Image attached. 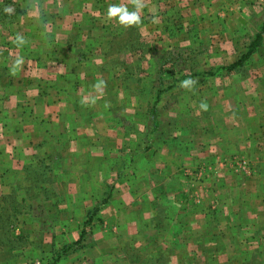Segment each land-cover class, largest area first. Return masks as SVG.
<instances>
[{
	"label": "rangeland",
	"instance_id": "374dc122",
	"mask_svg": "<svg viewBox=\"0 0 264 264\" xmlns=\"http://www.w3.org/2000/svg\"><path fill=\"white\" fill-rule=\"evenodd\" d=\"M136 2L0 0V35L27 41L24 57L51 55L53 67L56 57H75L69 68L76 86L85 76L91 92L74 98L84 105L72 116L120 121L123 149L133 141L122 153L129 158L122 177L149 192L136 199L138 226L121 231L119 222L109 223L119 197L113 175L96 190L99 204L67 205L62 198L56 205L51 183H65L67 175L52 174L50 158L45 170L35 159L24 168L16 145L8 151L1 145L0 264H264V40L244 66L206 72L246 53L264 22V0H140L141 22L133 26L106 15L110 4L134 10ZM72 21L92 31L79 30L68 48L70 30L52 34L47 26ZM34 34L41 46L32 43ZM190 45L201 49L199 59L174 60L175 49ZM2 65L0 71H15L10 59ZM186 79L195 82L191 88L181 87ZM40 184L47 188L40 191Z\"/></svg>",
	"mask_w": 264,
	"mask_h": 264
},
{
	"label": "crops",
	"instance_id": "0c3cea01",
	"mask_svg": "<svg viewBox=\"0 0 264 264\" xmlns=\"http://www.w3.org/2000/svg\"><path fill=\"white\" fill-rule=\"evenodd\" d=\"M82 13L84 12L80 11L77 14ZM67 15L71 16L69 13ZM74 16L76 17V14ZM9 26L7 25V27ZM4 27L5 24L2 25V30ZM62 27L66 30H72L69 31L70 33L66 32L68 36L65 43L68 48L73 47L76 43L73 40L77 35L80 36L79 30L86 34L92 31L90 27H84V25L76 24L74 21L65 27L62 24L52 22L47 26L52 34L57 33L58 29H62ZM74 31H76L75 34ZM36 37L38 36L35 34L31 37L32 43L41 46V42ZM88 38L85 40L88 41ZM9 39L2 38L1 33L0 67H3L2 63L8 59L15 62L16 65L13 67L15 71L11 74L6 73L8 69L5 68L0 71V146L3 145L2 147L7 150L9 147L14 149L16 145L15 151L23 162L22 167L24 168L34 164L29 161L35 159L36 165L42 166L45 170L44 167H49L46 159L50 158V172L55 175H67L65 183L62 181L51 183L56 191L57 200L50 199V201L56 205L62 198L67 200L62 204L67 205L95 206L96 200L99 204V199L95 198V193L98 194L99 191L106 189L108 175H113L114 180H116V183L114 181L117 189L116 195L119 197H117L116 204L112 207L109 215L113 222L109 221V223L112 226L114 221L119 222L122 226L120 227L121 231H126L128 225L129 230H132L133 225L137 227L139 218L133 212L136 209V199L140 196L143 197L145 193L149 194V192L148 189H143L142 185L133 188L132 178L126 177L124 180L122 177L128 172V165L125 162L129 159L126 155L128 159L123 160L124 155L122 156V153H124L123 151L126 153L129 149L132 150L133 141H128L123 149V137L117 132L120 130L119 127H122L121 122L106 117V121L104 118H92L89 113L81 115V121L77 120L79 117L72 116V114L76 115V111L84 105L82 104L83 101L77 103L74 98L79 95L83 97L86 93L88 95L91 92L89 87H84L85 76L82 78L79 76L82 83L76 86L75 73L69 68L70 64L76 62L73 55L62 59L56 57L57 61L53 67L50 62L53 60L51 55L42 57L44 55L42 54L41 60L39 57H24V53H29V49H25L28 47L23 45L27 44V41L21 42V39L11 35ZM4 51H7L9 56L4 58ZM19 59H22L23 62L17 64ZM28 65V69L25 70V66ZM80 87L82 93L77 94L76 88ZM88 105L85 104V108L81 109L85 110ZM73 118L76 119V123L71 121ZM100 120L102 121L101 124ZM128 125L132 126L133 121L131 120ZM65 142L68 145L67 151L64 153L62 144ZM104 142H110V146L108 147ZM50 143L51 145H49ZM59 143L61 144L58 145ZM129 145L130 148L128 149ZM261 146L263 147L260 154L264 155V140ZM148 157L145 154H142L141 157V161L146 160V168L150 164ZM1 162L0 166H2ZM76 175L82 176L83 179L81 180ZM153 182L156 183L158 180L153 179ZM44 188L47 186L40 184L38 189L42 191ZM154 191H151L150 194H154ZM115 199L116 197H113V200ZM108 205H111L110 202ZM118 205H121L123 209L120 213H118ZM137 205L139 204L137 203ZM146 220L150 221L149 219ZM116 228L119 229V227ZM174 250L173 252L176 253L187 252L177 248Z\"/></svg>",
	"mask_w": 264,
	"mask_h": 264
},
{
	"label": "trees",
	"instance_id": "16d2710c",
	"mask_svg": "<svg viewBox=\"0 0 264 264\" xmlns=\"http://www.w3.org/2000/svg\"><path fill=\"white\" fill-rule=\"evenodd\" d=\"M6 2L9 3L11 1H6ZM13 6H17L18 7L17 4H13ZM18 12H19V10H18ZM20 13L23 14L21 11H20ZM8 18L11 20L10 17H8ZM15 18H16V15H13L12 16V19H15ZM263 40H264V22L262 23V26H261L259 32H257L254 35V37L250 40V42L246 45V48H245L246 49V53H244L237 60V62H235L234 64H231V65H228V66H222V67H218V68H215V69L214 68H211L210 70H208L206 72H208L212 76V75L218 74L221 71L232 72V71L236 70V68L244 66L245 62L252 55H254V54H256L258 52V50L260 49V47L263 44ZM174 52L177 55L176 56L177 58L175 57L174 60H176V61L180 60L183 63L188 64L190 58H197V59H199V55L201 54V49L199 47L194 46V45L193 46L190 45V46H188L186 48L175 49ZM171 56H172V51L170 53H168V55L166 56V58H170ZM173 65H174V63H173ZM192 65L194 67H196L198 64L194 65L192 63ZM175 66L176 65H174L173 67H175ZM191 70H193V69H191ZM151 114L154 117V119H153L154 123L157 125V123H158V122H156L157 110H156L155 106H154V108H152ZM100 210L96 209L97 212H99ZM88 224H90V223H88ZM83 236H84V234L82 233L81 234V237L83 238ZM2 239L3 238L1 237V234H0V240H2ZM66 249H68V248H66Z\"/></svg>",
	"mask_w": 264,
	"mask_h": 264
},
{
	"label": "clouds",
	"instance_id": "9594fccd",
	"mask_svg": "<svg viewBox=\"0 0 264 264\" xmlns=\"http://www.w3.org/2000/svg\"><path fill=\"white\" fill-rule=\"evenodd\" d=\"M143 8V4L140 0H137L134 10H129L127 7L121 6L119 4H110L107 8L106 15L109 19H116L117 23L123 26H133L141 22L140 12ZM10 11V9H6ZM22 59L17 60V64L22 63ZM195 82L192 79H186L182 81L181 87L191 88ZM202 108H205L206 105L202 104Z\"/></svg>",
	"mask_w": 264,
	"mask_h": 264
},
{
	"label": "built area",
	"instance_id": "2783aa9c",
	"mask_svg": "<svg viewBox=\"0 0 264 264\" xmlns=\"http://www.w3.org/2000/svg\"><path fill=\"white\" fill-rule=\"evenodd\" d=\"M34 264H39V262H36V263H34Z\"/></svg>",
	"mask_w": 264,
	"mask_h": 264
}]
</instances>
